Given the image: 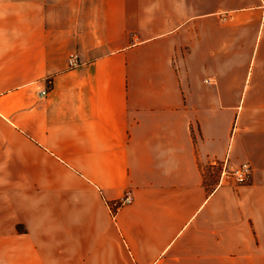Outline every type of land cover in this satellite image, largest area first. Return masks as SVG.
<instances>
[{"label":"crops","instance_id":"0c3cea01","mask_svg":"<svg viewBox=\"0 0 264 264\" xmlns=\"http://www.w3.org/2000/svg\"><path fill=\"white\" fill-rule=\"evenodd\" d=\"M0 264H264V0H0Z\"/></svg>","mask_w":264,"mask_h":264},{"label":"built area","instance_id":"2783aa9c","mask_svg":"<svg viewBox=\"0 0 264 264\" xmlns=\"http://www.w3.org/2000/svg\"><path fill=\"white\" fill-rule=\"evenodd\" d=\"M79 65V58L76 53H70L68 56V66L70 68L76 67ZM47 91L43 89L41 95H46ZM251 175V166L248 162L240 163L233 167H228L227 162L224 161L222 164V169L220 176L227 177L230 176L232 180L236 183L243 184L248 182ZM133 200V195L131 190H126L122 196L116 201V207H119L123 204L131 203ZM113 213V212H112Z\"/></svg>","mask_w":264,"mask_h":264},{"label":"rangeland","instance_id":"374dc122","mask_svg":"<svg viewBox=\"0 0 264 264\" xmlns=\"http://www.w3.org/2000/svg\"><path fill=\"white\" fill-rule=\"evenodd\" d=\"M73 53H76V52H73ZM77 54V53H76ZM79 58V57H78ZM79 64H80V60H79ZM69 67V66H68ZM77 67V66H76ZM74 68V67H73ZM227 162V161H226ZM228 165V164H227ZM229 167V166H228ZM221 169H222V165H221V167H220V173H221ZM208 172H210V175H214V174H216V170H214V172H211V171H208ZM208 175H209V173H207ZM230 177V176H229ZM231 178V177H230ZM232 179V178H231Z\"/></svg>","mask_w":264,"mask_h":264}]
</instances>
